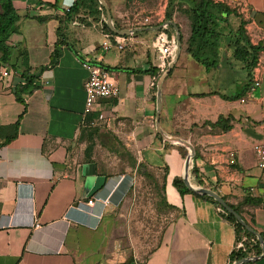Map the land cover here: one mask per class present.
<instances>
[{
    "label": "crops",
    "instance_id": "obj_1",
    "mask_svg": "<svg viewBox=\"0 0 264 264\" xmlns=\"http://www.w3.org/2000/svg\"><path fill=\"white\" fill-rule=\"evenodd\" d=\"M10 1L19 19L7 27L6 45L13 57L25 51L36 81L18 102L19 73L6 67L8 76L0 77V264H228L233 226L209 201L188 189L180 194L173 186L174 180L182 182L186 150L155 132L158 78L151 42L153 28L164 25L168 0H102L116 30H141L123 37L121 50L105 38V15L96 1V21L79 14L62 25L64 45L52 67L47 65L58 39L57 18L74 0ZM218 1L242 15L249 44L260 45L258 55L264 53V0ZM155 11L158 20L141 25ZM171 23L178 29L180 49L161 84L158 127L193 148L189 186L210 190L226 204L246 200L241 217L252 218L253 230L264 235V180L253 153L261 139L258 125L264 122V72L259 88L240 103L250 69L233 57L228 39L221 40L215 66L207 69L184 53L187 20L173 14ZM164 27L174 38L172 28ZM104 42L108 50L100 48ZM81 62L108 71L118 98L97 100L84 113L87 70ZM41 67L46 68L38 72ZM219 117L230 120L228 131L208 126ZM246 129L255 137L244 134ZM103 139L126 148L136 162L133 171L117 176L96 163L95 148L103 146ZM89 143L90 162H85ZM90 163L99 181L84 192L81 166ZM143 175L156 192L154 215L162 227L151 247L143 240L150 225L141 224L134 210L127 213L130 200L125 199ZM91 198L107 199L109 205L84 207ZM251 264H264V256Z\"/></svg>",
    "mask_w": 264,
    "mask_h": 264
},
{
    "label": "trees",
    "instance_id": "obj_2",
    "mask_svg": "<svg viewBox=\"0 0 264 264\" xmlns=\"http://www.w3.org/2000/svg\"><path fill=\"white\" fill-rule=\"evenodd\" d=\"M97 7L96 0H74L70 8L63 14V17L57 18L58 24L60 25L59 32L56 29L58 39L50 56L48 67H52L57 63L60 56V46L64 45V42L61 40V31L71 16L79 14L88 15L93 17V21H96V16L98 15ZM231 13L224 5L214 4L211 0H168L164 13V22H171L173 14L181 15L187 20L189 37L186 40L184 53L202 67L208 69L209 67L215 66L217 47L222 39H228L233 57L245 62L246 67L251 70L262 47L260 45L251 46L249 44L244 35L243 23L234 32L225 30L222 24L226 25V17ZM18 19L19 17L11 7V1L0 0V67H7L19 73L23 84L15 87L14 98L16 101L21 102L23 96L30 94L35 89L36 75L29 73L25 51L21 49L13 57L11 48L6 45L7 27L15 23ZM35 20L39 23L45 21L43 18H36ZM101 29L103 32L111 35L104 23H101ZM11 60L14 63H11ZM46 67L39 68L38 72L44 70ZM149 73L152 72L150 71ZM229 121L228 118L224 119L219 117L215 123L208 124V126L212 129L217 128L222 132H226L229 130ZM16 125L17 123L13 125V128ZM92 147L93 145L89 143L85 148V162H90L88 154ZM181 150L183 151V156H185V151L183 149ZM173 186L180 194L188 192L181 180H174ZM200 197L213 204L219 210L221 218L233 226L235 243L233 250L229 254L228 264L236 263L246 258L258 257L260 255V248L255 237L240 227L234 218L224 212L211 198L206 196ZM246 204V200H243L236 205L227 204V206L239 215L241 220L253 230L252 218H250L249 222H246L241 217L242 207ZM258 235L261 237L264 245V235L261 233H258ZM239 243L241 247L237 248V244ZM242 264H251V262Z\"/></svg>",
    "mask_w": 264,
    "mask_h": 264
},
{
    "label": "built area",
    "instance_id": "obj_3",
    "mask_svg": "<svg viewBox=\"0 0 264 264\" xmlns=\"http://www.w3.org/2000/svg\"><path fill=\"white\" fill-rule=\"evenodd\" d=\"M214 4H221L222 2L218 0H211ZM224 4V3H222ZM72 5V4H71ZM70 8V5L68 6ZM67 7V9H69ZM158 13L152 12L148 16L144 17L140 23L141 25H147L151 20H158ZM106 39L111 38L113 40V47L116 50H121L124 45V38L114 35H105ZM110 44L104 42L100 45L102 50H108ZM151 48L156 53V64L155 68L157 70L156 79L164 72L166 66L172 58L173 51L175 49V40L172 35H170L164 26L159 29L153 37L151 42ZM81 66L87 70V77L82 84V89L84 93V113L90 111L97 100L100 99H117L119 95V89L114 84L112 78L110 77L108 71L92 66L89 63L81 62ZM264 72V53L258 55L256 58L254 66L250 70L249 84L246 88L245 97L239 100L240 103L245 102L256 89L259 88L261 82V76ZM9 71L2 68L0 72L1 78H6ZM89 125H92L90 123ZM261 131V139L254 144L253 153L256 159L255 166L259 171L261 178L264 180V122L258 125ZM261 202L264 205V195L261 197ZM96 203L101 207H107L109 202L107 199L91 198L84 203V207L92 208ZM241 244H237V248H240ZM235 264V263H233Z\"/></svg>",
    "mask_w": 264,
    "mask_h": 264
},
{
    "label": "rangeland",
    "instance_id": "obj_4",
    "mask_svg": "<svg viewBox=\"0 0 264 264\" xmlns=\"http://www.w3.org/2000/svg\"><path fill=\"white\" fill-rule=\"evenodd\" d=\"M242 18V15L232 13L227 17L226 25L222 24V26L226 28V31L230 30L234 32L241 23L244 24ZM102 142L103 146L95 148L96 152L93 157L96 163L103 167L110 168L109 172L117 176L126 175L133 171L132 164H136V162L129 156L128 151L121 143H113L112 140L108 139H103ZM125 199L130 200L127 213H132L134 210L142 220L141 224L150 225V230L146 231L143 240L145 243L150 244L151 247L152 244H155L162 227L157 224V219L154 215L157 214L156 192L152 188V183L148 180L146 175H143L141 180L133 184L127 192ZM125 207L126 205L124 204L121 211L124 210Z\"/></svg>",
    "mask_w": 264,
    "mask_h": 264
},
{
    "label": "water",
    "instance_id": "obj_5",
    "mask_svg": "<svg viewBox=\"0 0 264 264\" xmlns=\"http://www.w3.org/2000/svg\"><path fill=\"white\" fill-rule=\"evenodd\" d=\"M98 2V5L102 8V10L104 11V15H105V22L104 24L106 25L108 31L116 36H120V37H125V36H129L132 35L134 33H137L141 30H116L112 23H111V17H110V13L107 10L105 4L103 3L102 0H96ZM252 16L254 14H251ZM165 26H170L173 30V34H174V40H175V49L173 51V55L171 60L169 61L168 65L166 66L164 72L159 76V78L156 81V86H155V90H156V97H155V114H154V126H155V132L156 134H158L165 142H168L170 144L173 145H177V146H181L182 148H184L186 150V157L184 160V173L182 176V183L184 185V187L186 189H188L191 192H194L200 196H206L211 198L224 212H226L227 214L231 215L234 220L236 221V223L242 227L245 231L249 232L250 234H252L258 245L260 248V255L258 257H253V258H246L243 259L239 262H236L235 264H242V263H247V262H254L260 258H262L264 256V245L262 242L261 237L258 235L257 232L253 231L252 229H250L240 218L239 215H237L236 213H234L228 206L227 204L214 192L204 189V188H192L189 186L188 182H187V166L189 161L192 159L193 157V148L191 147L190 144H188L185 141H181L179 139L176 138H169L166 137L165 135L162 134V132L160 131L159 127H158V114H159V108H160V90H161V84L162 81L164 80V78L167 76V74L169 73V71L172 69L177 57H178V53H179V49H180V36L178 34V29L177 27L171 23V22H164ZM163 25V26H164ZM162 26L153 28V30L158 31L159 29H161ZM244 134H247L249 136H253L255 137V135L252 134L251 130L246 129L243 131ZM81 176L84 178V192H89L92 190V187L98 183L99 179L95 176V165L93 163L90 164H83L81 166Z\"/></svg>",
    "mask_w": 264,
    "mask_h": 264
}]
</instances>
